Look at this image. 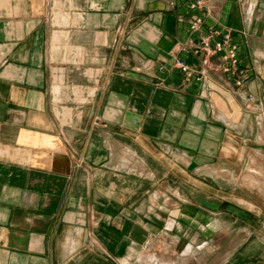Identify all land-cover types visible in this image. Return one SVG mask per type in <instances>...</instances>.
<instances>
[{"label": "crops", "instance_id": "1", "mask_svg": "<svg viewBox=\"0 0 264 264\" xmlns=\"http://www.w3.org/2000/svg\"><path fill=\"white\" fill-rule=\"evenodd\" d=\"M190 1L0 0V264H264V207L222 183L264 169V0Z\"/></svg>", "mask_w": 264, "mask_h": 264}, {"label": "rangeland", "instance_id": "2", "mask_svg": "<svg viewBox=\"0 0 264 264\" xmlns=\"http://www.w3.org/2000/svg\"><path fill=\"white\" fill-rule=\"evenodd\" d=\"M254 168L258 171V173H254V175H249L247 173L248 169ZM226 174L224 179L222 180L223 185L232 186L234 188L236 186V190L238 193H242L243 196L249 197L253 202H257L264 207V169L256 168L251 165L242 168L240 172L236 173L235 176L228 175L227 170H222ZM248 174V175H247ZM205 201H213L212 198H206ZM255 202V203H256ZM263 202V203H262ZM223 221H228V215H225ZM222 221V222H223ZM226 231L217 232V236H221L223 238L227 235ZM213 236H211V239ZM188 244H185L183 247H170L164 246L160 244V246H156L155 248H145L140 253V261L136 264H202L203 260L206 262L205 264H212V248L207 247L208 242H204L196 246L198 250H202L198 256L193 255L191 251L186 252ZM211 244V243H210ZM156 252V254H154ZM188 253V254H187ZM181 254H183L184 259L188 258V261L185 263L181 259ZM186 255V256H184ZM157 258V262H153L154 258ZM151 261V263H150Z\"/></svg>", "mask_w": 264, "mask_h": 264}, {"label": "built area", "instance_id": "3", "mask_svg": "<svg viewBox=\"0 0 264 264\" xmlns=\"http://www.w3.org/2000/svg\"><path fill=\"white\" fill-rule=\"evenodd\" d=\"M204 0H191L190 8L193 10L201 9L204 6ZM203 24V18L200 14L194 13L190 18V28L192 31L200 30ZM219 36V39L215 41L214 45H211L213 37ZM232 33L230 31L221 32L219 30L210 29V33L201 38V43L196 50H199L205 57L211 54L221 53V58L225 62L229 63L223 68L226 72L235 73L237 66L240 62L239 58V45L232 40ZM187 50V48H184ZM175 65L182 70L187 79L193 77V71L189 64L184 59H177ZM241 80L237 83L241 84Z\"/></svg>", "mask_w": 264, "mask_h": 264}]
</instances>
